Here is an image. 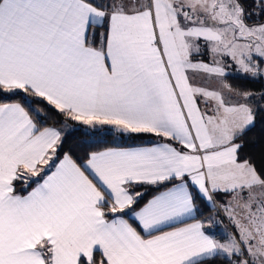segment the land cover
<instances>
[{
	"label": "snow or ice",
	"instance_id": "snow-or-ice-1",
	"mask_svg": "<svg viewBox=\"0 0 264 264\" xmlns=\"http://www.w3.org/2000/svg\"><path fill=\"white\" fill-rule=\"evenodd\" d=\"M253 17L264 0H0V264H264L237 143L264 91L226 82L264 78ZM72 123L159 139L58 156Z\"/></svg>",
	"mask_w": 264,
	"mask_h": 264
},
{
	"label": "trees",
	"instance_id": "trees-1",
	"mask_svg": "<svg viewBox=\"0 0 264 264\" xmlns=\"http://www.w3.org/2000/svg\"><path fill=\"white\" fill-rule=\"evenodd\" d=\"M248 22L264 23V19L253 17V20ZM226 82L237 91H250L257 94L264 91V82L261 78L254 79L246 78L244 76H228ZM255 106L254 103V107ZM59 121V116H53L48 120V126L62 127ZM71 127L74 131L71 135H65V137H63L61 148L58 149V156L62 153H70L74 154V158H83L86 152L96 150V147L113 145L129 147L140 144H149L159 139L148 134H141L140 136H121L118 133L113 135L107 132H101L97 136H89L86 126L72 123ZM237 143L242 144V148L239 152L240 159H247L255 166L258 172L264 173V113H261L256 117L255 124L250 127L242 137H240ZM138 190L144 193V201L150 199L154 194L153 189L149 186H143ZM196 203L200 211L204 212L205 217L213 214L214 211H208L201 201H197ZM219 229L220 228L216 227L215 233L216 238L221 240ZM216 264H227V261H225L221 255V258L216 261Z\"/></svg>",
	"mask_w": 264,
	"mask_h": 264
},
{
	"label": "rangeland",
	"instance_id": "rangeland-1",
	"mask_svg": "<svg viewBox=\"0 0 264 264\" xmlns=\"http://www.w3.org/2000/svg\"><path fill=\"white\" fill-rule=\"evenodd\" d=\"M228 71L230 72V75H229V76H243V75H241L238 71L235 70V66H234V65H229ZM259 78H260V77H256V78H254V79H259ZM261 79H263V82H264V78H261ZM211 86L218 87L219 85H218V83H217L216 81H212V82H211ZM66 131H67V130H66ZM64 137H65V136H64ZM211 216H216L215 211L213 212V214H211ZM217 219H220V220H221V223H222V225H220L221 227H218V228H220V229H219V233H220L221 235H223V234L226 233V232H230V231H231V230H230V227H229V224H228V222H227L228 229H227L226 232H225V229H224V227H223V224L226 222V219L223 218L222 215L219 216V217H217Z\"/></svg>",
	"mask_w": 264,
	"mask_h": 264
},
{
	"label": "crops",
	"instance_id": "crops-1",
	"mask_svg": "<svg viewBox=\"0 0 264 264\" xmlns=\"http://www.w3.org/2000/svg\"><path fill=\"white\" fill-rule=\"evenodd\" d=\"M196 215H199V213H197ZM190 222H191V221H190ZM227 222H228V220L226 219V222L223 224V227H224V229H225V232H226V230L228 229ZM228 224H229L230 230L232 231L233 229H232V227H231V224H230L229 222H228ZM221 225H222V224H221ZM231 231H230V232H231ZM224 235H225V233H224L223 235H220L222 241H223V239H224Z\"/></svg>",
	"mask_w": 264,
	"mask_h": 264
}]
</instances>
